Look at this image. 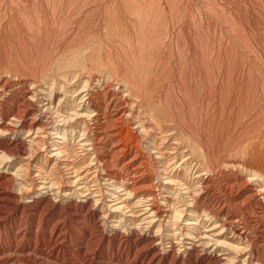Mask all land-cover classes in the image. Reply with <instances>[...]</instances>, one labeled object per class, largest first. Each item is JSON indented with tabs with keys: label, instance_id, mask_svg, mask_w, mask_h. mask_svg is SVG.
<instances>
[{
	"label": "rangeland",
	"instance_id": "374dc122",
	"mask_svg": "<svg viewBox=\"0 0 264 264\" xmlns=\"http://www.w3.org/2000/svg\"><path fill=\"white\" fill-rule=\"evenodd\" d=\"M0 46V125H10L15 122L14 115L27 110L20 131L14 135L0 134V149L3 146L17 150L25 147L24 152L18 150L16 156L4 160L2 168L0 163V181L16 178L15 185L7 191L17 195L23 193L17 185L26 182V187L21 189L31 196L19 198L4 208H7L4 211L6 218L3 217L1 222L6 226L0 239L10 238L20 231L22 242L18 247L28 252L33 248L34 235L47 237L54 225L62 227L64 238L62 242H57L62 248L53 264H131L136 251L133 245L135 233L139 236H162V240L151 248L161 257L158 264H193L195 253L198 252L199 257L204 253L201 247L197 248V252H189L193 241L196 246L207 243L206 249L211 248L212 255L220 259H225L228 253H235L227 244L239 247L241 261L235 260L232 264H243L244 259L245 264L264 263L263 249L258 247L249 252L243 239L231 230H220L210 215L205 217L201 212L194 214L197 218L193 222L184 220L188 218L183 215L172 236L163 232V227L156 228L160 219L154 218L148 226L147 203L133 195H125L127 191L124 189L131 182L123 168L129 158H134V164L142 165L144 176L141 175L140 179L143 188L149 189L155 197L162 212L161 218L170 215L168 210H178L183 205L190 208L186 203L190 200L187 197L190 194L197 196L200 179L204 176V179L212 177L223 184L236 176L246 178L254 171L264 174V0H0ZM84 81L88 82L85 84ZM84 84L85 88L82 87ZM80 97H83L82 101ZM107 102H112L108 108ZM113 103L120 111L121 119L113 120L111 125L119 146L126 149L123 155H119L118 162L111 150L108 151L109 146L103 148V144L98 142L96 133L99 128L91 117L96 114L100 119H108ZM143 125L144 128H141ZM38 127H43V130ZM57 149L60 155L56 153ZM28 153H32L33 158L30 159ZM211 159L214 160L211 162ZM105 161L107 164H104ZM27 165L28 173L23 169L20 174L15 173L16 168H27ZM184 166L191 168L187 178L182 171ZM109 172H120L121 176L112 178L114 174ZM121 177L125 180L121 181ZM32 200L34 203L30 208H22L24 203ZM205 201L209 202L208 199ZM201 204L198 201L196 205L201 207ZM43 217L47 222L44 226L38 225ZM188 223L193 225H186ZM240 227H243L241 223ZM72 228L79 229V235H74ZM188 230L190 236L186 234ZM88 232L93 235L102 233L105 241L87 243L83 239ZM213 236L219 241L217 244L212 243ZM50 246L47 250H51L52 243ZM118 248L120 251L116 253ZM77 250H84V260L73 254Z\"/></svg>",
	"mask_w": 264,
	"mask_h": 264
},
{
	"label": "bare ground",
	"instance_id": "6f19581e",
	"mask_svg": "<svg viewBox=\"0 0 264 264\" xmlns=\"http://www.w3.org/2000/svg\"><path fill=\"white\" fill-rule=\"evenodd\" d=\"M46 1V0H45ZM249 1V0H248ZM94 2H95V0H94ZM259 2H261V1H259ZM263 2V1H262ZM222 3V2H221ZM40 4V3H39ZM45 4V3H44ZM47 4H48V1H47ZM216 4V3H215ZM263 4V3H262ZM14 5V4H13ZM28 5V4H27ZM46 5V4H45ZM94 5V4H93ZM255 6V5H254ZM260 6V5H259ZM47 7V6H46ZM53 7V6H52ZM229 7V6H228ZM146 8H147V6H146ZM237 8H239V7H237ZM259 9H260V7H258ZM31 9V8H30ZM52 9V8H51ZM226 9V8H225ZM57 10V9H56ZM55 10V11H56ZM37 11V10H36ZM221 11V10H220ZM233 11V10H232ZM52 12V11H51ZM101 12V11H100ZM120 12V11H119ZM147 12V11H146ZM227 12V11H226ZM236 12V11H235ZM225 13V12H224ZM241 13V12H240ZM20 14V13H19ZM23 14V13H22ZM33 14V13H32ZM31 14V15H32ZM222 14V13H221ZM227 14H229V13H227ZM226 14V15H227ZM246 14V13H245ZM23 17L24 16H26V15H22ZM33 16V15H32ZM131 16V15H130ZM237 16V15H236ZM247 16V15H246ZM22 17V18H23ZM31 17V16H30ZM118 17V16H117ZM116 17V18H117ZM222 17H223V15H222ZM230 17V16H229ZM232 17V16H231ZM238 17V16H237ZM21 18V19H22ZM32 18V17H31ZM202 19V18H201ZM246 19V18H245ZM24 20V19H23ZM41 20V19H40ZM55 20V19H54ZM206 20V19H205ZM204 20V21H205ZM234 20V19H233ZM242 20V19H241ZM97 21V20H96ZM120 21V20H119ZM139 21V20H138ZM200 21H202V20H200ZM38 22H39V19H38ZM116 22H117V20H116ZM151 22V21H150ZM230 22V21H229ZM245 22V21H244ZM247 23V22H246ZM7 24V23H6ZM28 24V23H27ZM36 24V23H35ZM34 24V25H35ZM114 24V23H113ZM202 24V23H201ZM211 24V23H210ZM224 24V23H223ZM233 24H234V22H233ZM232 24V25H233ZM245 24V23H244ZM174 25V24H173ZM177 24H175V26H176ZM228 25V24H227ZM235 25V24H234ZM238 25V24H237ZM249 25V24H248ZM39 26H40V23H39ZM53 26H54V24H53ZM114 26H115V24H114ZM114 26H112V27H114ZM118 26V25H117ZM174 26V27H175ZM236 26V25H235ZM247 26V25H246ZM4 27V26H3ZM55 27V26H54ZM10 28V27H9ZM125 28V27H124ZM234 28V27H233ZM237 28V27H236ZM247 28H248V26H247ZM250 28V27H249ZM114 29H115V27H114ZM119 29V28H118ZM117 29V30H118ZM4 30V29H3ZM8 30V29H7ZM112 30V29H111ZM126 29H124V31H125ZM209 30V29H208ZM11 31V30H10ZM120 31V30H119ZM198 31V30H197ZM249 31V30H248ZM114 32V31H113ZM117 32V31H116ZM196 32V31H195ZM208 32V31H207ZM118 33V32H117ZM122 33V32H121ZM178 33V32H177ZM245 33V32H244ZM251 33V32H250ZM249 33V34H250ZM253 33V32H252ZM126 35V34H125ZM255 35V34H254ZM50 36V35H49ZM124 36V35H123ZM208 36V35H207ZM216 36V35H215ZM214 36V37H215ZM218 36H220V35H218ZM178 38V37H177ZM246 38V37H245ZM215 39V38H214ZM225 39V38H224ZM243 39V38H242ZM59 40V39H58ZM127 40V39H126ZM129 40V39H128ZM217 40V39H216ZM246 40V39H245ZM125 41V40H124ZM53 42V41H52ZM60 42H61V40H60ZM126 42V41H125ZM221 43V42H220ZM66 44V43H65ZM213 44V43H212ZM226 44V43H225ZM3 45V44H2ZM53 45V44H52ZM199 45H200V43H199ZM220 45V44H219ZM9 46V45H8ZM178 46V45H177ZM1 47V46H0ZM208 47V46H207ZM206 47V48H207ZM10 48V47H9ZM63 49V48H62ZM61 49V50H62ZM199 49V48H198ZM215 49V48H214ZM3 50V49H2ZM9 50V49H8ZM12 50V49H11ZM55 50H57V49H55ZM54 50V51H55ZM193 50V49H192ZM205 50V49H204ZM10 51V50H9ZM33 51V50H32ZM194 51V50H193ZM206 51V50H205ZM11 52V51H10ZM14 52H15V50H14ZM46 52V51H45ZM189 52V51H188ZM3 53V52H2ZM18 53V52H17ZM20 53V52H19ZM57 53V52H56ZM55 53V54H56ZM187 53V52H186ZM4 54V53H3ZM11 54V53H10ZM60 54V53H59ZM217 54V53H216ZM235 54V53H234ZM21 55V54H20ZM34 55V54H33ZM54 55V54H53ZM181 55H182V53H181ZM64 56V55H63ZM184 56V55H183ZM209 56H210V53H209ZM231 56V55H230ZM9 57V56H8ZM35 57V56H34ZM33 57V58H34ZM106 57H108V56H106ZM179 57V56H178ZM207 57V56H206ZM19 58V57H18ZM131 58H133V57H131ZM180 58H181V56H180ZM180 58H178V59H180ZM219 58V57H218ZM225 58H226V56H225ZM37 59V58H36ZM102 59V58H101ZM134 59V58H133ZM229 59H230V57H229ZM43 60V59H42ZM46 60V59H45ZM196 60V59H195ZM228 60V59H227ZM50 62H51V60H49ZM192 61V60H191ZM230 61V60H229ZM12 62V61H11ZM10 62V63H11ZM111 62V61H110ZM182 62V61H181ZM201 62V61H200ZM9 63V62H8ZM37 63V62H36ZM101 63V62H100ZM125 63V62H124ZM124 63H123V65H124ZM132 63V62H131ZM130 63V64H131ZM151 63V62H150ZM217 63V62H216ZM230 63V62H229ZM261 63V62H260ZM104 64V63H103ZM181 64V63H180ZM183 64V63H182ZM188 64V63H187ZM30 65V64H29ZM46 65V64H45ZM48 65H50L49 63H48ZM48 65H46V67L48 66ZM100 65V64H99ZM111 65V64H110ZM184 65H186V64H184ZM191 65V64H190ZM197 65V64H196ZM195 65V66H196ZM230 65V64H229ZM17 66V65H16ZM37 66V65H36ZM43 66V65H42ZM114 66H116V65H114ZM113 66V67H114ZM207 66V65H206ZM216 66V65H215ZM223 66V65H222ZM31 67V66H30ZM49 67V66H48ZM48 67H47V69H48ZM99 67V66H98ZM187 67V66H186ZM230 67V66H229ZM3 68V67H2ZM5 68V67H4ZM38 68V67H37ZM45 68V67H44ZM44 68H42L41 67V69H44ZM182 68V67H181ZM10 69V68H9ZM21 69V68H20ZM46 69V68H45ZM112 69V68H111ZM230 69V68H229ZM1 70H4V69H1ZM40 70V69H39ZM93 70V69H92ZM92 70H91V72H92ZM117 70V69H116ZM193 70H194V68H193ZM4 71H6V70H4ZM41 71V70H40ZM43 71V70H42ZM41 71V72H42ZM232 71V70H231ZM40 72V73H41ZM44 72H45V70H44ZM138 72V71H137ZM140 72V71H139ZM114 73V72H113ZM117 73V72H116ZM123 73V72H122ZM210 73V72H209ZM184 74V73H183ZM199 74V73H198ZM201 74V73H200ZM226 74V73H225ZM34 75V74H33ZM190 75V74H189ZM210 75V74H209ZM220 75V74H219ZM228 75V74H227ZM251 75V74H250ZM7 76V75H6ZM124 76V75H123ZM187 76V75H186ZM194 76V75H193ZM211 76V75H210ZM116 77V76H115ZM191 77V76H190ZM189 77V78H190ZM214 77V76H213ZM243 77V76H242ZM11 78V77H10ZM38 78H39V76H38ZM89 78H90V76H89ZM185 78V77H184ZM249 78H250V76H249ZM1 79V78H0ZM5 79V78H4ZM85 79L87 80V78L85 77ZM84 79V80H85ZM105 79V78H104ZM143 79V78H142ZM226 79V78H225ZM5 80H7V79H5ZM4 80V82H6ZM38 80V79H37ZM74 80V79H73ZM90 80V79H89ZM88 80V81H89ZM94 80V79H93ZM128 80V79H127ZM184 80V79H183ZM194 81H195V79H193ZM205 80H207V79H205ZM217 80V79H216ZM53 81V80H52ZM82 81V80H81ZM87 81V82H88ZM130 81V80H129ZM187 81V80H186ZM185 81V82H186ZM200 81V80H199ZM210 81V80H209ZM251 81V80H250ZM9 82V81H8ZM22 82V81H21ZM83 82V81H82ZM86 82V83H87ZM91 82V81H90ZM134 82V81H133ZM132 82V83H133ZM216 82V81H215ZM41 83V82H40ZM39 83V84H40ZM46 83V82H45ZM84 83H85V81H84ZM85 83V84H86ZM94 83V82H93ZM93 83H91V84H93ZM97 83V82H96ZM188 83V82H187ZM226 83V82H225ZM240 83V82H239ZM257 83V82H256ZM5 84V83H4ZM21 84V83H20ZM52 84L54 85V83L52 82ZM83 85L82 87L83 88H85L86 87V85ZM100 84V83H99ZM112 84V83H111ZM129 84V83H128ZM12 85V84H11ZM37 85V84H36ZM53 85H51L52 87H53ZM60 85V84H59ZM89 85V84H88ZM101 85V84H100ZM134 84H132V86H133ZM137 85V84H136ZM249 85V84H248ZM7 86H9V85H7ZM13 86V85H12ZM50 86V87H51ZM76 86V85H75ZM104 86V85H103ZM107 86V85H106ZM108 86H109V84H108ZM196 86V85H195ZM245 86H246V84H245ZM252 86V85H251ZM17 87H19L18 85H17ZM24 87V86H23ZM26 87V86H25ZM24 87V88H25ZM94 87V86H93ZM99 87V86H98ZM137 87V86H136ZM211 87V86H210ZM224 87V86H223ZM253 87V86H252ZM4 86L2 85L1 86V89L2 90H4ZM71 88V87H70ZM82 88V89H83ZM109 88V87H108ZM184 88H185V86H184ZM186 88H187V86H186ZM196 88V87H195ZM248 88V87H247ZM255 88V87H254ZM37 89V88H36ZM82 89H81V91H82ZM87 89V88H86ZM88 89H89V87H88ZM95 89V88H94ZM94 89H93V91H94ZM113 89V88H112ZM202 89V88H201ZM222 89V88H221ZM235 89H236V87H235ZM245 89V88H244ZM16 90V89H15ZM29 90V89H28ZM52 90V89H51ZM50 90V91H51ZM91 91H92V89H90ZM99 90V89H98ZM97 90V91H98ZM115 90V89H114ZM223 90V89H222ZM241 90V89H240ZM10 91V90H9ZM8 91V92H9ZM26 91V90H25ZM80 91V90H79ZM100 91V90H99ZM110 91V90H109ZM118 91V90H117ZM121 91V90H120ZM193 91V90H192ZM196 91V90H195ZM16 92V91H15ZM22 92H23V90H22ZM104 92V91H103ZM138 92V91H137ZM187 92V91H186ZM210 92V91H209ZM5 93V92H4ZM18 93V92H17ZM110 93V92H109ZM198 93V92H197ZM197 93H195V94H197ZM90 94V93H89ZM103 94V93H102ZM180 94V93H179ZM182 94H183V92H182ZM187 94V93H186ZM3 95V94H2ZM6 95V94H5ZM18 95V94H17ZM48 95V94H47ZM81 95V94H80ZM84 95V94H83ZM95 95V94H94ZM101 95V94H100ZM107 95V94H106ZM118 95V94H117ZM123 95V94H122ZM189 95V94H188ZM214 95V94H213ZM31 96V95H30ZM82 96V95H81ZM114 96V95H113ZM125 96V95H124ZM144 96V95H143ZM142 96V97H143ZM22 97H23V95H22ZM48 97V96H47ZM73 97V96H72ZM98 97V96H97ZM106 97V96H105ZM123 97V96H122ZM187 97V96H186ZM192 97V96H191ZM0 98H1V93H0ZM27 98H29V97H27ZM83 97H80V100L82 101L83 99H82ZM91 98V97H90ZM102 98V97H101ZM117 98V97H116ZM132 98V97H131ZM13 99V98H12ZM23 99V98H22ZM123 99V98H122ZM226 99V98H225ZM249 99V98H248ZM256 99H257V97H256ZM24 100V99H23ZM25 100H27V99H25ZM32 99H30V101H31ZM71 100V99H70ZM75 100V99H74ZM142 100V99H141ZM177 100V99H176ZM193 100V99H192ZM251 100V99H250ZM3 101V100H2ZM16 101V100H15ZM77 101V100H76ZM93 101H95V100H93ZM109 101H110V99H109ZM108 101V102H109ZM115 101V100H114ZM4 102H6V101H4ZM12 102V101H11ZM27 102V101H26ZM79 102V101H78ZM100 102V101H99ZM107 102V103H108ZM183 102V101H182ZM202 102V101H201ZM200 102V103H201ZM245 102H246V100H245ZM7 103H9V102H7ZM104 103V102H103ZM102 103V104H103ZM106 103V104H107ZM111 103L112 102H110V103H108V105H107V108L108 107H110L111 106ZM131 103V102H130ZM208 103V102H207ZM233 103V102H232ZM21 104V103H20ZM20 104H19V106H20ZM68 104V103H67ZM70 104V103H69ZM74 104V103H73ZM82 104V103H81ZM86 104V103H85ZM97 104V103H96ZM126 104V103H125ZM164 104V103H163ZM168 104V103H167ZM218 104V103H217ZM7 105V104H6ZM12 105V104H11ZM32 105V104H31ZM49 105V104H48ZM72 105V104H71ZM105 105V104H104ZM103 105V106H104ZM113 105L114 106H112V107H114V109L111 107V110H110V116H108V119H100L99 117H97L96 116V114H93V115H91V117H93L92 119H94V124H96V126L99 128V130H97V133H96V136L98 137V142H101L102 144H103V148H105L106 146H109V149H108V151L109 150H111V152H112V155H114V156H116V160H117V162H118V160H119V155L122 153V155H123V153H124V151L126 150L125 148H124V146L123 147H121V146H119V144H118V142L116 141V133H115V130H114V127H113V125H111V123H113V120H115V119H121V117L119 116V115H121L120 114V111H118L117 109H115V104L113 103ZM192 105V104H191ZM1 104H0V108H1ZM17 106V105H16ZM15 106V107H16ZM24 106V105H23ZM25 106H29V105H26L25 104ZM24 106V107H25ZM57 106V105H56ZM76 106V105H75ZM79 106V105H78ZM121 106V105H120ZM134 106V105H133ZM166 106V105H165ZM177 106V105H176ZM181 106V105H180ZM193 106V105H192ZM208 106H209V103H208ZM219 106V105H218ZM240 106V105H239ZM255 106V105H254ZM18 107V106H17ZM16 107V108H17ZM84 107V106H83ZM88 107V106H87ZM122 107V106H121ZM129 107H131V106H129ZM128 107V108H129ZM189 107H191V106H189ZM199 107H200V105H199ZM229 107V106H228ZM231 107V106H230ZM242 107V106H241ZM249 107V106H248ZM27 108V107H26ZM49 108H50V106H49ZM59 108V107H58ZM86 107H84V109H85ZM106 108V109H107ZM131 108H133V107H131ZM171 108V107H170ZM226 108V107H225ZM246 108V107H245ZM22 109V108H21ZM25 109V108H24ZM33 109V108H32ZM52 109H54V108H52ZM254 109V108H253ZM16 110V109H15ZM20 110V109H19ZM34 110V109H33ZM109 110V109H108ZM177 110V109H176ZM175 110V111H176ZM220 110V109H219ZM27 110H22V113L21 114H16V115H14V119H15V122H11L10 123V125L9 124H5V125H0V134H9V135H14L15 133H17L18 131H20L22 128H23V120H24V117H25V115H26V112ZM59 111V110H58ZM94 111H95V109H94ZM105 111H107V110H105ZM138 111V110H137ZM174 111V112H175ZM192 111V110H191ZM223 111V110H222ZM227 111H228V109H227ZM240 111V110H239ZM242 111H244V109L242 110ZM247 111V110H246ZM255 111V110H254ZM33 112V111H32ZM35 112V111H34ZM100 112V111H99ZM131 112V111H130ZM129 112V113H130ZM241 112V111H240ZM55 113H56V111H55ZM132 113V112H131ZM137 113V112H136ZM148 113V112H147ZM83 114V113H82ZM90 114H92V113H90ZM104 114V113H103ZM122 114H124V113H122ZM191 114V113H190ZM199 114V113H198ZM88 116H89V114H87ZM125 115H127V114H125ZM197 115V114H196ZM243 115V114H242ZM249 115H250V113H249ZM83 116V115H82ZM146 116V115H145ZM148 116V115H147ZM179 116V115H178ZM182 116V115H181ZM180 116V117H181ZM223 116V115H222ZM31 117V116H30ZM184 117V116H183ZM191 117V116H190ZM195 117V116H194ZM229 117V116H228ZM239 117H241V116H239ZM11 118V117H10ZM35 118V117H34ZM124 118H126V117H124ZM220 118V117H219ZM66 118H64V120H65ZM71 119V118H70ZM87 119V118H86ZM120 119H119V121H120ZM192 119V118H191ZM1 120V119H0ZM28 120V119H27ZM124 120V119H123ZM149 120V118L146 120V121H148ZM185 120V119H184ZM190 120V119H189ZM30 121V120H29ZM90 121V120H89ZM136 121V120H135ZM143 121V120H142ZM240 121V120H239ZM252 121V120H251ZM250 121V122H251ZM33 122H34V120H33ZM32 122V123H33ZM67 122V121H66ZM81 122V121H80ZM150 122V121H149ZM190 122V121H189ZM253 122V121H252ZM8 123V122H7ZM119 123V122H118ZM137 123V122H136ZM183 123V122H182ZM202 123V122H201ZM235 123V122H234ZM242 123V122H241ZM124 124V123H123ZM138 124V123H137ZM221 124H222V122H221ZM237 124V123H236ZM249 124V123H248ZM75 125V124H74ZM182 125V124H181ZM189 125V124H188ZM30 126V125H29ZM28 126V127H29ZM42 126V125H41ZM40 126V127H41ZM79 126H81V125H79ZM229 126V125H228ZM73 127V126H72ZM78 127V126H77ZM94 127V126H93ZM141 128H144V125L143 126H140ZM184 127V126H183ZM246 127V126H245ZM30 128H32V126H30ZM46 128V127H45ZM53 128V127H52ZM190 128H191V126H190ZM37 129V128H36ZM38 129H40V130H43V127H42V129L41 128H39L38 127ZM37 129V130H38ZM56 129V128H55ZM79 129V128H78ZM81 129V128H80ZM101 129V130H100ZM122 129V128H121ZM132 129V128H131ZM130 129V130H131ZM140 129V128H139ZM36 130V131H37ZM39 130V131H40ZM54 130V129H53ZM71 130H73V129H71ZM186 130H188V129H186ZM192 130V129H191ZM195 130H197V129H195ZM247 130V129H246ZM56 131V130H55ZM92 131V130H91ZM138 131V130H137ZM143 131V130H142ZM198 131V130H197ZM196 131V132H197ZM226 131H229V130H226ZM85 132V131H84ZM144 132V131H143ZM187 132H189V131H187ZM238 132V131H237ZM245 132V131H244ZM41 133V132H40ZM55 133V132H54ZM53 133V134H54ZM59 133V132H58ZM61 133V132H60ZM129 133V132H128ZM134 133V132H133ZM136 133V132H135ZM154 133V132H153ZM195 133V132H194ZM21 134V133H20ZM99 134H101L100 136H99ZM118 134V133H117ZM125 134V133H124ZM145 133H143V135H144ZM209 134V133H208ZM215 134V133H214ZM82 135V134H81ZM129 135V134H128ZM132 135V134H131ZM155 135V134H154ZM26 136V135H25ZM56 136V135H55ZM121 136V135H120ZM123 136V135H122ZM121 136V137H122ZM125 136V135H124ZM200 136V135H199ZM221 136V135H220ZM231 136H232V134H231ZM120 137V138H121ZM129 137V136H128ZM128 137H127V140H128ZM195 137H197V136H195ZM205 137V136H204ZM209 137V136H208ZM58 138H59V136H58ZM61 138V137H60ZM64 138V137H63ZM95 138V137H94ZM131 138V137H130ZM130 138H129V140H130ZM206 138H207V136H206ZM2 139H4V138H2ZM96 139V138H95ZM122 140H123V138H121ZM120 139V140H121ZM138 139V138H137ZM141 139V138H140ZM147 139V138H146ZM152 139V138H151ZM153 140V139H152ZM206 140V139H205ZM14 141H16V140H14ZM214 141V140H213ZM213 141H212V143H213ZM229 141V140H228ZM1 142V141H0ZM128 142V141H127ZM126 142V143H127ZM131 142V141H130ZM142 142V141H141ZM149 142V141H148ZM15 143V142H14ZM14 143H13V145H14ZM125 143V142H124ZM125 143V144H126ZM4 144V143H3ZM30 145L32 144V143H29ZM35 144H36V142H35ZM84 143H82V145H83ZM152 144V143H151ZM218 144V143H217ZM86 145H87V143H86ZM201 145H202V143H201ZM222 145V144H221ZM26 146V145H25ZM33 146V145H32ZM133 146V145H132ZM144 146V145H143ZM213 146V145H212ZM20 147V146H19ZM18 147V148H19ZM27 147H30V146H27ZM58 147V146H57ZM100 147V146H99ZM202 147H203V145H202ZM208 147V146H207ZM16 148H17V145H16ZM34 148V147H33ZM56 148V147H55ZM54 148V149H55ZM134 148V147H133ZM167 148V147H166ZM29 149V148H28ZM30 149H32V148H30ZM60 149V148H59ZM207 149V148H206ZM19 151H21V153L22 152H24L25 151V147H20L19 149H18ZM17 149H15V147L14 148H11V147H6V146H3L1 149H0V163H1V168H2V162L4 161V160H6V159H11V158H13L14 156H16L15 154H17V151H18ZM101 150V149H100ZM127 150H128V148H127ZM204 150H205V148H204ZM28 151V150H27ZM35 151V150H34ZM58 151V152H57ZM57 151H56V153L57 154H59L60 155V151L57 149ZM134 151V150H133ZM141 151H143V149L141 150ZM151 151H153V150H150V152ZM206 151V150H205ZM29 152H30V150H29ZM89 152V151H88ZM99 152V151H98ZM19 153V152H18ZM109 153V152H108ZM217 153V152H216ZM220 153V152H219ZM29 154V153H28ZM66 154V153H65ZM207 154V153H206ZM221 154V153H220ZM30 155V156H29ZM29 155H27V156H29L30 157V159H31V155H32V153H30ZM63 155H64V153H63ZM96 155V154H95ZM142 154H140V156H141ZM174 155V154H173ZM209 155V154H208ZM215 155V154H214ZM146 156V155H145ZM151 156V155H150ZM165 156V155H164ZM242 156V155H241ZM23 157V156H22ZM21 157V158H22ZM171 157V156H170ZM210 157V156H209ZM217 157V156H216ZM33 158V157H32ZM89 158V157H88ZM101 158V157H100ZM141 158V157H140ZM207 158V157H206ZM113 159V158H112ZM150 159H151V157H150ZM65 160V159H64ZM63 160V161H64ZM89 160V159H88ZM103 160V159H102ZM114 160V159H113ZM133 160H134V158H129L126 162H124V166H123V168H124V171H125V176L126 177H129L130 176V185L126 188V189H124V190H126L127 192H126V194L125 195H127V196H130V195H133L134 196V198L135 197H137V198H141V200H143V201H145L146 203H147V213H149V215H148V217H147V219H148V222H147V224H148V226H150L151 225V223H152V220L154 219V218H157V219H160V222H159V225H158V227H156L157 229H161L162 227L164 228V230H163V232L165 231L167 234H168V236H172L173 234H172V232H173V230H174V227L177 225V223H178V221H180V220H182V216L183 215H185V216H187V218L188 219H184V220H187V221H189V222H193L194 220H196V218H197V216H195L194 214H199V212H201V214H203L205 217H208L209 215L211 216L210 218L215 222V224H217V226H219V228H220V230H222V229H225V230H231V231H233V233H235L240 239H243L245 242H246V250H249V252L250 251H253V250H256V249H258V247L259 248H261V249H263L264 250V174L263 173H261V171L260 172H253V174L252 175H250V176H247L246 178H243V179H239V178H237V176L235 177V178H233V179H231V180H229V179H227L225 182H223V184L222 183H220L219 181L218 182H216V181H214L213 180V178L211 177H207L206 179H204V177H203V179H200V184H199V186H198V192H197V196H194V195H188V199H190V200H188L186 203H188V205H190V208L187 206H181L180 207V209H171V210H168V211H170V215L167 217V216H165V218L167 219H165V218H161V217H163L162 216V212H161V210H160V207H159V205L158 204H156V202H155V197L153 196V194L151 193V191L149 190V189H147V188H143V181L140 179V177H141V175H143L144 176V174H143V169L141 168V166L142 165H140V164H134L133 163ZM139 160V159H138ZM146 160V159H145ZM144 160V161H145ZM157 160V159H156ZM214 159H211L210 161L212 162ZM108 161V160H107ZM175 161V160H174ZM139 162V161H138ZM4 163V162H3ZM8 163V162H7ZM6 163V164H7ZM68 163V162H67ZM115 163V162H114ZM181 163V162H180ZM104 164H107L106 163V161H105V163ZM142 164V163H141ZM144 164V163H143ZM214 164V163H213ZM18 165V164H17ZM21 165H23V164H21ZM69 165V164H68ZM183 165V164H182ZM25 166V165H24ZM20 167V169L18 170V168H16L17 169V171H15V173L16 174H20V170H22V171H26V169H28V165H27V168L26 167ZM70 166V165H69ZM144 166V165H143ZM18 167V166H17ZM118 167V166H117ZM116 167V168H117ZM215 167H217V166H215ZM214 167V168H215ZM0 168V169H1ZM6 168V167H5ZM39 168V167H38ZM37 168V169H38ZM101 168V167H100ZM109 168V167H108ZM115 168V170H117ZM120 168V167H119ZM213 168V167H212ZM236 168V167H235ZM243 168H245V167H243ZM40 169V168H39ZM57 169V168H56ZM111 169V168H110ZM51 170V169H50ZM71 170V169H70ZM190 170H191V168H189L188 166L186 167V166H184L183 168H182V171H183V173H184V175L186 176V178L187 177H189V172H190ZM221 170V169H220ZM38 171V170H37ZM62 171V170H61ZM60 171V172H61ZM69 171V170H68ZM105 171V170H104ZM119 171V170H118ZM194 171V170H193ZM248 171V170H247ZM1 172V171H0ZM27 172V171H26ZM40 172V171H39ZM101 172V171H100ZM164 172V171H163ZM196 172V171H195ZM234 172V171H233ZM236 172V171H235ZM238 172V171H237ZM28 173V172H27ZM109 173H112V174H114L113 176H112V178H115L116 176H118V177H120L121 176V173L120 172H109ZM204 173V172H203ZM239 173H240V171H239ZM244 173V172H243ZM242 173V174H243ZM247 173V172H246ZM11 174V173H10ZM102 174H103V171H102ZM146 174V173H145ZM147 174H148V172H147ZM219 174V173H218ZM222 174V173H221ZM231 174V173H230ZM12 175H14V173L12 174ZM28 175V174H27ZM27 175H25L26 177H27ZM64 175V174H63ZM94 175H96V174H94ZM108 175V174H107ZM160 175V174H159ZM223 175V174H222ZM225 175V174H224ZM228 175V174H227ZM15 176H17L18 177V175H15ZM14 176V177H15ZM61 176V175H60ZM161 176V175H160ZM213 176V175H212ZM229 176V175H228ZM29 177V176H28ZM66 177H68V176H66ZM66 177H64V178H66ZM72 177H74V176H72ZM108 177V176H107ZM197 177H202L201 175H198ZM214 177V176H213ZM222 178H223V176H222ZM16 178H14V180H15ZM23 179V178H22ZM26 179V178H25ZM108 179V178H107ZM121 181H123V180H125L124 179V177H121V178H119ZM166 179H168V177L166 178ZM220 179V178H219ZM224 179H226V178H224ZM14 180H13V178L12 177H10L8 180H6V179H4V181H0V234L1 233H3L4 231H5V226H6V224H4V223H2L1 222V220H3V217H4V214L6 215V209L4 210V208L5 207H8V206H10L9 204H12V203H15V202H17L18 200H19V198H25V199H27V198H30L31 196H30V193L29 192H27V191H24V190H22L21 188H23V187H26V185H25V183H22L21 182V184H18L17 185V187H18V189H20V191H23V193L21 194V195H17V194H12L11 192H9V191H7V189H9V188H11V187H13V185H15V183H14ZM59 180V179H58ZM70 180V179H69ZM115 180V179H114ZM113 180V181H114ZM117 180V179H116ZM217 180V179H216ZM65 181H67V180H65ZM73 181H75V180H73ZM19 182V181H18ZM55 182V181H54ZM61 182H62V180H61ZM112 182V181H111ZM151 182V181H150ZM161 182V181H160ZM159 182V183H160ZM171 182H172V180H171ZM195 182V181H194ZM17 183V182H16ZM66 183V182H65ZM197 183V182H196ZM50 184V183H49ZM54 184V183H53ZM61 184V183H60ZM126 184V183H125ZM153 184V183H152ZM158 184V183H157ZM34 185V184H33ZM32 185V186H33ZM43 185V184H42ZM42 185H40V188H41V186ZM116 185V184H115ZM115 185H113L114 187H115ZM178 185L179 186H182L180 183H178ZM28 186V185H27ZM145 186V185H144ZM152 186V185H151ZM195 186V185H194ZM219 186V187H218ZM37 187V186H36ZM42 187H44V185L42 186ZM119 187V186H118ZM219 189H218V188ZM15 188V187H14ZM116 188V187H115ZM25 189V188H24ZM27 189V188H26ZM30 189V188H29ZM37 189V188H36ZM38 189H39V187H38ZM37 189V190H38ZM195 189V188H194ZM60 190V189H59ZM119 190V189H118ZM217 190H219V191H217ZM122 191V190H121ZM153 191V190H152ZM216 191V192H215ZM16 192V191H15ZM19 191H17V193H18ZM59 193V192H58ZM57 193V194H58ZM196 193V192H195ZM194 193V194H195ZM60 194V193H59ZM34 196H35V194H34ZM59 196V195H58ZM215 196H217V198H214ZM64 197V196H63ZM59 198V197H58ZM33 199V198H32ZM39 199V198H38ZM183 199V198H182ZM206 199H208L209 200V202L208 203H206L207 201H205ZM40 200V199H39ZM49 200V199H48ZM66 200V199H65ZM140 200V201H141ZM25 201H27V200H25ZM24 201V202H25ZM47 201V200H46ZM50 201H52L51 199H50ZM86 201V200H85ZM95 201V200H94ZM139 201V200H138ZM198 201H200L202 204V206L201 207H199V206H197L196 204L198 203ZM23 202V203H24ZM67 202V201H66ZM92 202V201H91ZM158 202V201H157ZM210 202L212 203V204H210ZM34 203V201L32 200L30 203H28V204H26V203H24V205H22V208L23 209H26V208H30V206H32V204ZM37 203H38V201H37ZM43 203V202H42ZM61 203V202H60ZM59 203V204H60ZM64 203V202H63ZM92 203H94V202H92ZM20 204V203H19ZM45 204V203H44ZM71 204V203H70ZM15 205V204H14ZM35 205V204H34ZM47 205V204H46ZM49 205V204H48ZM75 205V204H74ZM187 205V204H186ZM18 206V205H17ZM53 206V205H52ZM80 206V205H79ZM82 206V205H81ZM39 207V206H38ZM43 207V206H42ZM41 207V208H42ZM44 207H47V206H45L44 205ZM59 207V206H58ZM72 207V206H71ZM83 207V206H82ZM92 207V206H91ZM185 207V208H184ZM40 208V207H39ZM48 208V207H47ZM46 208V209H47ZM63 208H65V207H63ZM74 208V207H73ZM72 208V209H73ZM88 208V207H87ZM170 208V207H169ZM11 209V208H10ZM49 209V208H48ZM51 209V208H50ZM83 209V208H82ZM90 209V208H89ZM193 209H195L196 210V212L193 210ZM230 209H234V211L233 212H231L230 211ZM9 210V209H8ZM7 210V211H8ZM21 210V209H20ZM42 210V209H41ZM44 210V209H43ZM54 210V209H53ZM66 210V209H65ZM145 210V211H146ZM163 210V209H162ZM5 211V212H4ZM10 211H14V210H10ZM75 211V210H74ZM80 211V210H79ZM90 210H88V212H89ZM97 211V210H96ZM21 212V211H20ZM41 212V211H40ZM66 212H68V211H66ZM104 212V211H103ZM10 213V212H9ZM29 213H31V212H29ZM63 213V212H62ZM69 213V212H68ZM79 213V212H78ZM77 213V214H78ZM94 213V212H93ZM168 213V212H167ZM28 214V213H27ZM44 214V213H43ZM76 214V215H77ZM81 214V213H80ZM84 214V213H83ZM8 215H10V214H8ZM23 215V214H22ZM26 215V214H25ZM34 215V214H33ZM37 215V214H36ZM41 214H39V216H40ZM72 215V214H71ZM100 215V214H99ZM103 215V214H102ZM167 215V214H166ZM27 216V215H26ZM80 216V215H79ZM108 215H106L105 217H107ZM202 216V215H201ZM38 217V216H37ZM59 217V216H58ZM63 217H64V215H63ZM69 217V216H68ZM100 217V216H99ZM98 217V218H99ZM102 217V216H101ZM104 217V216H103ZM144 217V216H143ZM143 217H141V218H143ZM221 217V219H219ZM4 218H6V216L4 217ZM19 218V217H18ZM30 218V217H29ZM92 218V217H91ZM26 219V218H25ZM24 219V220H25ZM38 219H39V217H38ZM145 219V218H144ZM210 219V220H211ZM10 220V219H9ZM19 220V219H18ZM27 220V219H26ZM55 220V219H54ZM59 220V219H58ZM69 220V219H68ZM82 220V219H81ZM88 220V219H87ZM209 220V221H210ZM38 221V220H37ZM61 221H63V219H61ZM140 222H142L141 220H139ZM144 221V220H143ZM146 221V220H145ZM156 221V220H155ZM19 222V221H18ZM17 222V223H18ZM27 222V221H26ZM47 222V220H46V218H44L43 217V219L41 218V220L40 221H38L37 222V224L38 223H40L41 224V226L43 225L44 226V224ZM51 222V221H50ZM65 222V221H64ZM76 222V221H75ZM79 222V221H78ZM100 222V221H99ZM139 222V223H140ZM9 223H11V222H9ZM24 223V222H23ZM56 223V222H55ZM54 223V224H55ZM63 223V222H62ZM83 223V222H82ZM187 223V222H186ZM240 223L242 224V228L240 227ZM58 224V223H57ZM67 224V223H66ZM70 224V223H69ZM215 224H214V226H215ZM24 225V224H23ZM39 225V224H38ZM144 225H146V224H144ZM186 225H193V224H186ZM95 226V225H94ZM97 226V225H96ZM106 226V225H105ZM212 226V225H211ZM12 227V226H11ZM38 227V226H37ZM36 227V228H37ZM40 227V226H39ZM50 227V226H49ZM187 228H189V226H186ZM9 228H10V226H9ZM21 228V227H20ZM35 228V229H36ZM71 228V227H70ZM81 228V227H80ZM85 228V227H84ZM111 228V227H110ZM213 228V227H212ZM87 229H89V228H87ZM100 229H102V228H100ZM145 229V228H144ZM67 230V229H66ZM65 230V231H66ZM40 231V230H39ZM47 231V230H46ZM72 231H73V234L74 235H79V232H80V230L79 229H77V230H73V228H72ZM87 231V230H86ZM85 231V232H86ZM93 231V230H92ZM99 231V230H98ZM102 231V230H101ZM125 231V230H124ZM132 231V230H131ZM131 231H129L130 233H131ZM133 231H134V229H133ZM190 230H188V231H186V234L188 235V236H190V234H191V232H189ZM213 231H215V230H213ZM61 232H62V227H59V226H57V225H54L53 226V228L50 230V233H49V235L47 236V237H40V238H38L37 237V235H34L33 236V238H34V245H33V248L31 249V251H28V252H25L23 249H21V248H19L18 246H19V244H21V242H22V235L20 234V231L19 232H17V233H15L14 235H11L10 236V238H5V239H0V264H47L48 262L47 261H50L52 264H53V260H57L58 258H59V254H60V250H61V248H59V246H58V243L57 242H62V240H63V238H64V236H62L63 234H61ZM64 232V231H63ZM93 232H95V231H93ZM96 232H97V230H96ZM95 232V233H96ZM106 232V231H105ZM127 232V231H126ZM180 232V231H179ZM223 232V231H222ZM38 233V232H37ZM94 233V235L93 234H90L89 232H88V234H85V237H84V239L83 240H85V241H87V243H88V241H96L97 243H102V242H104L105 241V236L102 234V233H97V234H95ZM119 233V232H118ZM124 233V232H123ZM135 233V232H134ZM177 233V232H176ZM216 233H219V232H216ZM139 234V233H138ZM153 234V233H152ZM162 234V233H161ZM214 234V233H213ZM230 234H231V232H230ZM33 235V234H32ZM65 236L67 235L66 233L64 234ZM122 235V234H121ZM125 235V234H124ZM133 235V234H132ZM132 235H131V237H132ZM162 235H164V234H162ZM3 236V235H2ZM5 236V235H4ZM111 236V235H110ZM179 236V235H178ZM9 237V236H8ZM79 237V239L81 238L82 239V237H80V236H78ZM127 237H129V236H127ZM203 237V236H202ZM76 238V237H75ZM115 238V237H114ZM119 238V237H118ZM169 238V237H168ZM212 238V243L213 244H217L219 241L217 240V239H214V236L213 237H211ZM124 239V238H123ZM165 239V238H164ZM205 239V238H204ZM112 240V239H111ZM119 240V239H118ZM130 240V239H129ZM162 240V236L161 235H156V234H153V235H145V236H143V235H141V236H139V235H136V233H135V240H134V247H135V252H134V258H133V256H132V261H131V264H158L160 261H161V257L159 256V254L156 252V250L154 251L153 250V252H152V250H151V248L155 245V243H158L159 241H161ZM72 241V240H71ZM115 241V240H114ZM121 241L122 240H120V244H121ZM127 241V240H126ZM133 241V240H132ZM198 241V240H197ZM209 241V240H208ZM77 243H78V241H76ZM92 242V243H93ZM130 242V241H129ZM175 242V241H174ZM181 242V241H180ZM239 242H240V240H239ZM51 243H52V248H51V250H47V248L48 247H51L50 245H51ZM76 243V244H77ZM86 243V242H85ZM109 243V242H108ZM111 243V242H110ZM125 243V242H124ZM167 243V242H166ZM187 243V242H186ZM75 244V245H76ZM94 244V243H93ZM96 244V243H95ZM119 244V243H118ZM162 244V243H161ZM226 244V243H225ZM11 245H13L11 248H13L12 250L13 251H11V253H10V250H11V248H9ZM62 245V244H61ZM97 245V244H96ZM172 245V244H171ZM181 245V244H180ZM179 245V246H180ZM206 245H207V243H205V245L203 244H200L199 246H196V245H194V241H193V245L191 244V247H190V250H189V252H197V248L198 247H201L202 248V252H204V253H202L203 255H201L200 257L197 255V253H195V256H194V263L195 264H232L233 262H235V260H240L239 258H241V257H239L238 255H240V253H241V250L239 249V247H237V246H234V245H230V244H227L228 245V247L230 248V249H232L235 253H234V255H231V254H229L228 253V255L227 256H225L226 258L225 259H220V258H218V256H216V255H212L213 254V251H210V249H206ZM63 246V245H62ZM86 246V245H85ZM161 246H163V245H161ZM160 246V247H161ZM167 246V245H166ZM165 246V247H166ZM214 246V245H213ZM64 247V246H63ZM71 247V246H70ZM76 247V246H75ZM119 247V246H118ZM172 247V246H171ZM186 247V246H185ZM208 247V246H207ZM83 248V247H82ZM123 248H125V246L123 247ZM128 248V247H127ZM130 248V247H129ZM128 248V249H129ZM178 248V247H177ZM213 248V247H212ZM242 248V247H241ZM245 248V247H244ZM80 249V248H79ZM86 249V248H85ZM92 249H94V248H92ZM95 249H96V246H95ZM170 249V248H169ZM27 250H30V249H27ZM66 250V249H65ZM64 250V251H65ZM87 250V249H86ZM161 250V249H160ZM163 250V249H162ZM178 250V249H177ZM199 250V249H198ZM246 250H244V251H246ZM63 251V250H62ZM84 251V250H83ZM83 251H81V250H77V251H75L73 254H76V256H80L81 257V259H83L84 257H85V252H83ZM88 251H90V250H88ZM96 251V250H95ZM106 251V250H105ZM109 251V250H108ZM119 251H120V248H118L117 250H116V253H119ZM69 252V251H68ZM73 252V251H72ZM115 252V251H114ZM113 252V253H114ZM175 252V251H174ZM249 252H248V254H249ZM256 252V251H255ZM95 253V252H94ZM170 253V252H169ZM214 253H215V251H214ZM92 254V253H91ZM175 254V253H174ZM187 254V253H186ZM226 254V253H225ZM70 255H72V253L70 254ZM128 255V254H127ZM169 255V254H168ZM185 255V254H184ZM194 255V254H193ZM218 255V254H217ZM231 255V256H230ZM94 256V255H93ZM111 256V255H110ZM115 256V255H114ZM176 256H177V254H176ZM245 256H246V254H245ZM262 256V255H261ZM63 257V256H62ZM71 257V256H70ZM103 257V256H102ZM120 257V256H119ZM125 257V256H124ZM129 257V256H128ZM72 258V257H71ZM186 258V257H185ZM69 259V258H68ZM86 259V258H85ZM91 259V258H90ZM171 259V258H170ZM244 259V258H243ZM256 259H258V258H256ZM260 259V258H259ZM75 260H76V258H75ZM84 260V259H83ZM122 260V259H121ZM126 260V259H125ZM173 260V259H172ZM191 260H193V259H191ZM252 260V259H251ZM263 260V259H262ZM261 260V261H262ZM92 261V260H91ZM241 261V260H240ZM247 261V260H246ZM60 262V261H59ZM73 262V261H72ZM127 262V261H126ZM129 262H130V260H129ZM243 262V264H245L246 262H245V259L242 261ZM248 262V261H247ZM63 263V262H62ZM75 263V262H74ZM78 263V262H77ZM83 263V262H82ZM189 263V262H188ZM193 263V264H194ZM55 264H56V262H55ZM71 264V263H70ZM87 264V263H86ZM109 264V263H108ZM126 264V263H125ZM167 264V263H166ZM182 264V263H181ZM190 264V263H189ZM257 264H264L263 262H258Z\"/></svg>",
	"mask_w": 264,
	"mask_h": 264
}]
</instances>
